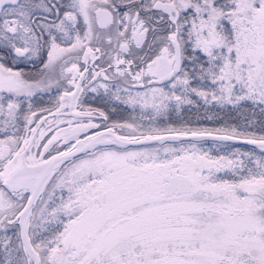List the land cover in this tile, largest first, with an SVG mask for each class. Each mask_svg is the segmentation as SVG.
<instances>
[{
    "label": "snow or ice",
    "instance_id": "6c2138e0",
    "mask_svg": "<svg viewBox=\"0 0 264 264\" xmlns=\"http://www.w3.org/2000/svg\"><path fill=\"white\" fill-rule=\"evenodd\" d=\"M255 127L264 0H0V264H264Z\"/></svg>",
    "mask_w": 264,
    "mask_h": 264
},
{
    "label": "trees",
    "instance_id": "16d2710c",
    "mask_svg": "<svg viewBox=\"0 0 264 264\" xmlns=\"http://www.w3.org/2000/svg\"><path fill=\"white\" fill-rule=\"evenodd\" d=\"M37 106L39 107H46V103H40L39 101L37 102ZM214 111L220 113V115L222 117H224L225 119H227L229 121V123L235 124V125H243V120L241 117H238L236 115V113H231L230 115L225 116L224 113L220 112V109L217 107L216 109H214ZM249 114H251V108L248 109ZM259 111V109H257V112ZM211 114V113H208ZM173 124L174 126H180L181 121H179L178 119H176L175 117L173 118ZM183 122L187 123L188 126L190 127H208V128H215V127H220L221 125H223L224 123V119H216V120H208L206 113H205V109L203 106L200 107L199 109V113H197L196 108H185L184 112H183ZM248 131L253 132L256 135H260V134H264L261 132V130L259 129V127H255V128H250L248 129ZM211 141H207L206 142V147H211ZM239 145V144H237ZM241 146V145H240ZM247 148V147H244ZM243 148V149H244ZM247 150V149H245ZM212 154H218L216 152L215 149L212 150Z\"/></svg>",
    "mask_w": 264,
    "mask_h": 264
},
{
    "label": "rangeland",
    "instance_id": "374dc122",
    "mask_svg": "<svg viewBox=\"0 0 264 264\" xmlns=\"http://www.w3.org/2000/svg\"><path fill=\"white\" fill-rule=\"evenodd\" d=\"M52 95H55V90H53V93H52ZM40 103H46V105H47V107H50L51 105L48 103V101H49V96L47 95V94H45L44 96H43V99L42 100H38ZM37 101V102H38ZM229 143H232V144H238V143H235V142H229ZM241 144H239L238 146H240ZM207 146V145H206ZM241 147L242 148H244V147H247V148H244V149H251V148H253V146H250V145H241ZM256 152H257V154H259V149H256Z\"/></svg>",
    "mask_w": 264,
    "mask_h": 264
},
{
    "label": "flooded vegetation",
    "instance_id": "af4514ba",
    "mask_svg": "<svg viewBox=\"0 0 264 264\" xmlns=\"http://www.w3.org/2000/svg\"><path fill=\"white\" fill-rule=\"evenodd\" d=\"M85 105H91L93 107L95 106H103L102 103L98 100V99H94L93 98V94L89 93L86 97H85ZM47 107V105H46Z\"/></svg>",
    "mask_w": 264,
    "mask_h": 264
},
{
    "label": "water",
    "instance_id": "95a60500",
    "mask_svg": "<svg viewBox=\"0 0 264 264\" xmlns=\"http://www.w3.org/2000/svg\"><path fill=\"white\" fill-rule=\"evenodd\" d=\"M233 142H235V141H233ZM235 143H238V144H240L239 142H235ZM250 146H253V145H250ZM254 147V146H253Z\"/></svg>",
    "mask_w": 264,
    "mask_h": 264
}]
</instances>
